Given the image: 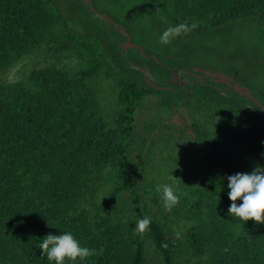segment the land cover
Masks as SVG:
<instances>
[{
	"label": "trees",
	"instance_id": "obj_1",
	"mask_svg": "<svg viewBox=\"0 0 264 264\" xmlns=\"http://www.w3.org/2000/svg\"><path fill=\"white\" fill-rule=\"evenodd\" d=\"M76 2L92 26L68 28L45 0H0V71L44 44H93L103 53L92 71L107 61L123 73L118 94L123 108L110 127L84 73L45 67L31 72L25 82H0V264H54L42 256L39 244L46 235L63 232H71L81 246L102 250L76 264H145L147 243L160 264H178L184 246L205 264H264V224L228 215L232 202L227 180L264 168L260 111L212 90L204 95L185 90L181 131L204 143L208 167L195 180L185 178L176 185L184 195L174 208L185 214L191 228L183 242L174 239L161 222L164 213L145 198L141 172L146 138L136 150L141 97L157 90L132 66H146L158 84L166 85L156 72L161 65L138 50L123 57L104 19ZM174 2L182 19L164 7L167 18L176 24L195 22L197 30L241 20L264 25V0ZM171 87L168 94L179 97L181 87ZM203 109L219 116L212 132L196 117ZM108 168L117 186L97 205L93 197ZM118 201L125 210H116ZM146 215L152 222L141 237L134 232L135 223Z\"/></svg>",
	"mask_w": 264,
	"mask_h": 264
},
{
	"label": "rangeland",
	"instance_id": "obj_2",
	"mask_svg": "<svg viewBox=\"0 0 264 264\" xmlns=\"http://www.w3.org/2000/svg\"><path fill=\"white\" fill-rule=\"evenodd\" d=\"M45 1L50 11L54 10L68 28L81 30L87 23L91 24L85 20L82 6L76 0H51L53 7L49 0ZM174 1L91 0V3L97 14L105 15L116 25L125 26L131 43L140 46L148 56L156 58L161 65L156 72L164 77L166 86L181 87L179 97L158 90L143 93L137 115L136 150L146 138L141 172V182L147 192L145 198L150 201L151 208L164 213L161 222L169 229L171 236L183 242V236L191 228L190 220L174 207L166 210L160 193L156 191L158 185L169 184L180 198L184 192L177 189V183L185 178L195 180L208 167L204 143L197 144L189 132L181 131L185 128V102L181 100L185 98V90L202 95L212 90L250 105L260 111L263 119L260 106L235 88H229L221 80L210 79L206 74L217 73L231 78L264 105V25L255 20L234 21L217 28L194 29L169 45H161L158 41L162 33L168 27L178 25L167 18L164 7L170 16L176 15L182 19ZM62 29L60 25L56 32ZM102 53L99 46L89 43L74 42L66 46L44 44L0 71V82H25L31 72L45 67L62 69L71 74H88L86 83L95 93L101 113L111 127L123 108L118 94L124 77L118 68L107 61L92 71L101 60ZM195 114L200 117L207 132H212L219 122V116L210 110L203 109ZM109 171L108 168L103 174L94 194L97 205L117 186L114 171ZM115 208L125 210L122 201H118ZM120 215L124 217L125 213ZM182 250L178 264H205L204 258L192 256L185 246ZM145 264H160L158 255L148 243Z\"/></svg>",
	"mask_w": 264,
	"mask_h": 264
},
{
	"label": "clouds",
	"instance_id": "obj_3",
	"mask_svg": "<svg viewBox=\"0 0 264 264\" xmlns=\"http://www.w3.org/2000/svg\"><path fill=\"white\" fill-rule=\"evenodd\" d=\"M197 27L198 24L195 22L191 25L185 22L170 26L162 33L158 42L161 45H169L173 40L187 35ZM227 180L230 189L228 198L232 202L228 208V215L244 223L252 220L257 224H264V168L257 166L251 173H236L228 176ZM156 191L160 193L163 207L166 210H171L179 203V197L171 185H158ZM238 200L242 201L239 205L237 204ZM151 222V217L147 215L139 219L135 223V234L143 237ZM39 249L42 250V256H46L48 261L54 262V264H66V262L76 264L78 260L83 262L91 256L102 254V250L97 252L94 249L81 246L71 232L46 235L41 240Z\"/></svg>",
	"mask_w": 264,
	"mask_h": 264
},
{
	"label": "water",
	"instance_id": "obj_4",
	"mask_svg": "<svg viewBox=\"0 0 264 264\" xmlns=\"http://www.w3.org/2000/svg\"><path fill=\"white\" fill-rule=\"evenodd\" d=\"M84 5L87 6L90 13L97 15L98 17L104 19V24L109 28V34L113 37V41L120 47L122 50V56L127 58L128 51H131L132 53L135 50H138L139 53L146 57L144 54V51L142 48L138 45H135L131 43L129 34L127 31L123 28L121 25L114 24L109 18H107L105 15L97 14L94 10L91 0H80ZM152 57V56H151ZM154 58V57H152ZM132 68L140 71L143 74L144 80L149 84V86L155 90H158L160 92H172L173 87L166 86V85H160L158 84V81L153 77L150 70L146 66H139V65H133ZM206 73V72H205ZM210 79L214 80H221L222 82L228 84L230 86L229 88H235V90L240 93L241 95L245 96L249 100H252L254 103H256L258 106H260L263 110V124H264V105L260 103L252 94L251 92L243 87H240L237 83L233 82V80L225 75L217 74V73H207L206 74ZM181 91V89H180Z\"/></svg>",
	"mask_w": 264,
	"mask_h": 264
}]
</instances>
